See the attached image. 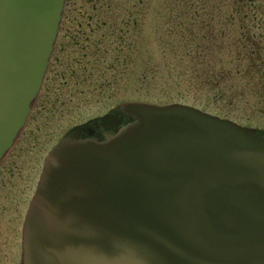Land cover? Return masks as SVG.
Wrapping results in <instances>:
<instances>
[{"label":"water","instance_id":"obj_1","mask_svg":"<svg viewBox=\"0 0 264 264\" xmlns=\"http://www.w3.org/2000/svg\"><path fill=\"white\" fill-rule=\"evenodd\" d=\"M63 7L0 0V160L35 101ZM120 108L131 128L104 144L69 136L49 154L23 263L264 264V138L188 107Z\"/></svg>","mask_w":264,"mask_h":264},{"label":"rangeland","instance_id":"obj_2","mask_svg":"<svg viewBox=\"0 0 264 264\" xmlns=\"http://www.w3.org/2000/svg\"><path fill=\"white\" fill-rule=\"evenodd\" d=\"M121 1L131 14V1ZM183 1L149 0L132 63L131 27L126 22L102 24L108 16L122 23L100 4L102 0L65 1L36 102L20 136L0 163V264H21L23 216L47 153L70 131L87 139L86 131L95 129L106 114L117 116L121 104H196L226 111L247 127L264 129V116L255 117L250 111L257 108L258 100L247 91L255 88L256 79L234 70L239 63L234 59L237 52L250 54L253 48L261 50L264 58V0ZM176 24L194 29L198 43H210L211 47H205L214 58L211 69L224 72L215 87L232 94L231 109L225 108L231 103L223 105L213 95H199L191 83L176 77L181 72L196 75L195 63L187 55L180 57L182 53L171 51L190 48ZM205 57L209 56L193 58Z\"/></svg>","mask_w":264,"mask_h":264},{"label":"trees","instance_id":"obj_3","mask_svg":"<svg viewBox=\"0 0 264 264\" xmlns=\"http://www.w3.org/2000/svg\"><path fill=\"white\" fill-rule=\"evenodd\" d=\"M96 1L98 2V0ZM117 1L118 2H115L114 0H102V3L100 4H104L107 9L111 10V14H116L117 18H120L122 23L120 22L116 23L115 19H112L111 17L108 16V18L102 24H108V23L124 24L126 22L125 24H128L127 26L131 27V63H132L133 51L137 46L136 45L137 38L139 37L140 24H142L145 15L147 13V10L149 9V4H148L149 0H129L131 1V14L129 13V10L125 8L121 0H117ZM181 1L184 2L183 0ZM189 1L191 0H187L188 3H190ZM121 4L124 6V10L120 6ZM100 7H102V5H100ZM121 11H123L122 16L120 14ZM175 27L179 29L178 30L179 33H182L180 37L183 39V42H187L190 45V48L187 49L185 52H181V50L177 52L176 49L171 51L174 54L182 53L180 57L187 55L188 60L191 63H195V70H196V75L188 74L186 72H181L182 74H179L176 77L181 81L184 80L187 83H191L193 87L198 90L199 95H213L212 97L217 98L215 99V101L223 105L231 103V106L225 105L226 109H231L234 99L232 97V94H229L228 90L220 91L218 90V87H215L216 83L219 81L218 79L222 78V74L224 72H220L219 74V72L212 71L211 69L210 63L214 60V58L212 57L213 55L211 54V51L208 50V47H205V46H210V43L207 42L204 44L198 43L195 40L194 29H191L187 25L176 24ZM244 29L245 28H242V32H241L242 40L243 37L244 40L246 39V36L244 35L245 34ZM209 30L211 31L210 27ZM111 35H113V33H111ZM110 37L112 38L113 36ZM252 43L255 42L252 41ZM254 46L256 47L257 45L254 44ZM255 50L256 49L252 48L250 54L247 53L240 54V52H237L234 59L236 61H239V63H236V65L234 66V70L236 73H239L240 70L241 72L243 71V74L245 75L244 77L252 76L254 77V80L256 79L254 84L255 88H250V90L247 92H251L253 94V97L258 100V102H256L258 103L257 108L254 110L250 109V111L252 112L251 114H253L255 117H260L262 115L264 116V87L261 86L262 83H264L262 82L264 77H261V75H264V72H261V65H260V63H264V58L261 57L263 54L261 50H259V52H255ZM229 51H232V48H229ZM195 55L198 56L208 55L209 57H205L204 59H197V58H193ZM245 65L246 68L244 70ZM246 70L249 71L246 72ZM202 88H204L205 90H203ZM207 89H211V90H207ZM224 99L225 101H223ZM189 106L199 109L204 113L217 116L222 119L232 120L238 123L239 125L245 126V124H243L241 121H237L232 116H229L226 111H222L218 109L214 110L213 108H211L213 110H210L206 106L200 107L199 105L196 104H191Z\"/></svg>","mask_w":264,"mask_h":264},{"label":"flooded vegetation","instance_id":"obj_4","mask_svg":"<svg viewBox=\"0 0 264 264\" xmlns=\"http://www.w3.org/2000/svg\"><path fill=\"white\" fill-rule=\"evenodd\" d=\"M95 127H96L95 129L91 130L93 132L92 136L94 138H100L102 136V133H100V128H99V126H95ZM86 136H87V131H86V135H84V137H86ZM38 177H39V175H38ZM36 183H37V181H36ZM35 187H36V184H35ZM35 187H34V190H35ZM34 190H33V192H34ZM33 192H32V195H33ZM21 228H22V226H21ZM20 240H21V230H20ZM20 248H21V244H20ZM20 261H21V249H20Z\"/></svg>","mask_w":264,"mask_h":264}]
</instances>
